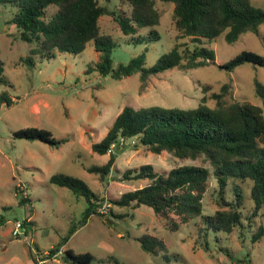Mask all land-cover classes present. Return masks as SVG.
Wrapping results in <instances>:
<instances>
[{
	"label": "rangeland",
	"instance_id": "1",
	"mask_svg": "<svg viewBox=\"0 0 264 264\" xmlns=\"http://www.w3.org/2000/svg\"><path fill=\"white\" fill-rule=\"evenodd\" d=\"M251 1L264 7V0ZM99 3L115 13L128 14L130 10L124 0ZM157 4L163 9L154 26L159 37L149 42H132L110 12L99 17L101 32L110 33L114 40L111 58L115 67L140 52L145 53L144 65L150 66L175 43L181 42V50L197 44L187 36L176 39L173 3L157 0ZM55 9L56 5L47 6L45 17ZM16 10L13 2L0 3V61L6 79L0 82V93L6 92L12 99L10 104H0V264H245L238 260L241 257H250L253 264H264V232L252 240L258 225L264 227V212L250 216V179H229L224 189L227 199H233L236 183L243 189L241 223L229 232L210 228L204 233L199 230L202 216L219 207L218 187L212 176L202 198L201 214L175 230L168 228L165 220L146 204H109L110 198L147 182L122 179V170L151 163L155 170L167 172L183 163L203 164L201 158H179L166 150L155 153L144 146H134V138H126L112 146L114 166L104 180L86 168L107 161L109 152L93 151L91 143L104 136L125 104L193 107L204 94L202 83H211L217 90L223 82H229L227 99H246L263 106L255 91V80L264 82V65L245 61L228 70L217 64L242 49L264 53V24L258 33L243 31L232 42L226 41L223 33L203 42L213 48L215 63L192 68L175 66L149 75L142 83L138 71L120 78L103 75L96 69L87 71L100 55L92 40L77 53L56 49L49 57L33 54V65L20 60L29 54L33 43L21 38L20 29L12 21ZM148 30L149 27H142L139 32ZM209 94L208 91L206 95ZM207 103L213 105L214 100L208 98ZM25 126L47 128L53 136L66 140L55 146L14 135L15 129ZM56 172L83 179L99 197L98 211L87 216L88 201L83 195L49 180ZM18 184L25 188L26 195L16 189ZM21 196L25 202H20ZM110 206L113 213L109 212ZM24 218L27 222L21 234L12 235L13 222ZM72 226L75 230L69 232ZM143 234L160 238L166 251L153 255L144 250L138 240ZM66 235L67 239L61 242ZM52 246L59 250L50 252ZM66 248L89 251L93 259L89 263L65 261Z\"/></svg>",
	"mask_w": 264,
	"mask_h": 264
},
{
	"label": "trees",
	"instance_id": "2",
	"mask_svg": "<svg viewBox=\"0 0 264 264\" xmlns=\"http://www.w3.org/2000/svg\"><path fill=\"white\" fill-rule=\"evenodd\" d=\"M124 1L130 6L128 14L109 11L99 0H0V3L16 4L12 21L20 29L21 38L33 43L29 54L20 60L33 65V54L49 57L56 49L77 53L84 49L87 41L92 40L100 55L94 65L87 67V71L96 69L103 75L110 74L115 78L138 71L142 83L149 75L175 66L192 68L215 63L213 48L203 45V42L221 33L226 41L232 42L243 31L258 33L259 26L264 24V7L253 4L251 0H161L173 3L176 39L187 36L197 44L181 50V42L175 43L150 66L144 65L145 53L140 52L115 67L111 58L114 40L110 33L101 32L99 17L110 12L121 31L130 35L132 42H149L159 37L154 26L159 23L163 13L157 0ZM49 5H56V9L45 17ZM142 27H149V30L139 32ZM245 61L264 65V53L242 49L217 65L231 70ZM2 72L0 61V82H6ZM201 88L204 94L193 107L158 104L135 107L125 104L104 136L91 143L93 151L109 152L105 163L86 167L88 171L96 173L100 180H104L114 166L112 146L126 138H134V146L141 145L155 153L166 150L179 158H201L207 163H183L172 166L167 172L155 170L151 163L128 167L119 171L122 179H147V182L110 198V205L136 207L146 204L165 220L168 228L175 230L181 223L201 214L202 198L212 176L218 187L219 207L212 214L202 216L200 231L207 233L211 228L229 232L235 224L241 223L243 189L236 183L233 199H227L224 189L229 179H250L249 196L253 202L250 216L264 212V82L255 80V91L263 100V106L246 99H227L229 82H223L217 90L212 88L211 83H202ZM208 91L210 94L206 95ZM208 98L214 100L213 105L207 103ZM11 101L6 92L0 93V104H10ZM14 135L39 139L55 146L66 140L53 136L47 128L37 126L17 128ZM49 180L83 195L88 201L85 209L87 216L98 211L96 204L99 197L83 179L56 172L49 176ZM16 189L21 191L17 186ZM25 201L26 198L21 196L20 202ZM108 209L113 213L111 206ZM172 215L177 216L178 220ZM26 222V218L22 219L23 225ZM74 228L72 226L69 232ZM263 232V225H258L252 240L259 238ZM66 239L67 235L61 242ZM138 240L141 247L153 255L166 251L164 242L154 235L143 234ZM58 250V246L50 248L52 253ZM63 257L70 263H89L93 259L89 251L75 252L71 248L65 249ZM238 260L253 264L250 257Z\"/></svg>",
	"mask_w": 264,
	"mask_h": 264
},
{
	"label": "built area",
	"instance_id": "3",
	"mask_svg": "<svg viewBox=\"0 0 264 264\" xmlns=\"http://www.w3.org/2000/svg\"><path fill=\"white\" fill-rule=\"evenodd\" d=\"M18 187L20 188L21 192L23 194L26 195V190L25 188L22 186V184H18ZM23 227V223H22V220L20 219H16L14 222H13V226H12V230H11V233L12 235L14 236H18L19 234H21V228ZM239 264H243V263H239Z\"/></svg>",
	"mask_w": 264,
	"mask_h": 264
}]
</instances>
